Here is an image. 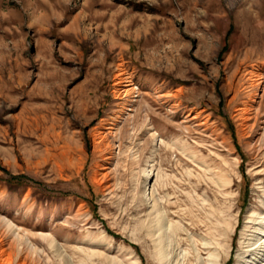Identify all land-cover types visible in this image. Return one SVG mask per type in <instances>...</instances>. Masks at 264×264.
<instances>
[{
	"label": "rangeland",
	"instance_id": "obj_1",
	"mask_svg": "<svg viewBox=\"0 0 264 264\" xmlns=\"http://www.w3.org/2000/svg\"><path fill=\"white\" fill-rule=\"evenodd\" d=\"M261 229L264 0H0V264H245Z\"/></svg>",
	"mask_w": 264,
	"mask_h": 264
},
{
	"label": "bare ground",
	"instance_id": "obj_2",
	"mask_svg": "<svg viewBox=\"0 0 264 264\" xmlns=\"http://www.w3.org/2000/svg\"><path fill=\"white\" fill-rule=\"evenodd\" d=\"M258 73H259V70L256 67L253 70V74H254V76H256L257 84H258V80H259V78H258V75L259 74ZM130 81L131 80H129V77L126 76L123 71L120 70L117 73L116 79L114 80V84H113L114 85L113 92H114V97L116 99H121L123 96H126V95H128V94L131 93V91L134 88V86L130 83ZM163 96H165V95H163ZM250 110H251L250 107H245L244 114H246V116L244 117V119H250V117H249ZM192 117H193V115H192ZM148 125H150V123ZM153 135H155V132H153ZM99 137H100V140L99 141L98 140L96 141L95 146L100 149V148L103 147V135L101 134V136H99ZM105 176L106 175H103V177H105ZM159 209H160V207H159ZM258 218H263V217H260V215H259ZM156 222H158V224H156ZM152 223H154V226H157L155 228L156 230H158V228H160V227H163L162 228L163 230H161L159 232L158 237H157L158 241H162V239L165 236V230L167 228L169 229L168 222L165 220L162 210H158V209L156 210V216L152 220ZM7 224H8V227L11 229L12 234H14V236L15 235L16 236L18 235L17 236L18 238L21 237L19 235V233H17V232H16V234L14 233L15 232V229H14L13 226H11L10 222H7ZM21 233H23V232H21ZM27 233L28 232H26L24 230L23 236H24V240L25 241H27V239H28L27 237H25V235ZM28 234H30V233H28ZM153 236H155V232H152V237ZM42 237L48 241V244L51 247H53V248L55 247V242H54V239H53V237L51 235H47V233H46V235H42ZM247 251L249 252V255L247 256V259H246V263L245 264H258V263H261V261L264 260V257L261 258L262 255H263V253H264V229H261L260 230L259 236L257 237L256 240H254L253 242H250ZM260 251H261V253H260ZM215 261L217 262L218 261V258L215 259Z\"/></svg>",
	"mask_w": 264,
	"mask_h": 264
}]
</instances>
